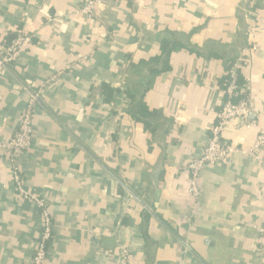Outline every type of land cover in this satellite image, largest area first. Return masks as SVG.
Here are the masks:
<instances>
[{
    "label": "crops",
    "instance_id": "crops-1",
    "mask_svg": "<svg viewBox=\"0 0 264 264\" xmlns=\"http://www.w3.org/2000/svg\"><path fill=\"white\" fill-rule=\"evenodd\" d=\"M85 2L0 0V48L33 38L0 79V264H31L43 227L6 149L33 95V145L17 162L52 216L47 264H122V249L135 264H264V157L242 153L264 126V0H116L94 17L78 13ZM164 39L186 48L161 71L148 62ZM233 61L253 125L229 124L223 142L240 152L202 173L192 214L186 166ZM102 82L118 90L109 105ZM138 103L156 114L136 120Z\"/></svg>",
    "mask_w": 264,
    "mask_h": 264
},
{
    "label": "built area",
    "instance_id": "built-area-1",
    "mask_svg": "<svg viewBox=\"0 0 264 264\" xmlns=\"http://www.w3.org/2000/svg\"><path fill=\"white\" fill-rule=\"evenodd\" d=\"M116 0H86L80 7L78 13L88 17H94L99 6ZM32 36L26 33H19L5 47L0 48V79L3 78L7 71V66L17 63L32 45ZM238 67L240 62L237 61L228 72V81L222 86L224 93V102L221 108L216 112V120L210 129V139L207 142L202 153L192 159L186 166L188 172L187 189L192 197L191 207L193 210L198 206L202 196L200 187V178L202 173L209 168H213L229 156L240 152L239 150L223 142V134L232 121L239 122V129L250 127L253 124L249 122L251 114L256 112L250 102L248 84L238 82ZM37 95L32 96L29 100L27 109L21 115L18 127L13 137L9 141L6 149L11 155V181L14 189L18 192L20 198L24 201L33 203L40 211L43 219V227L40 232L35 254L32 257L31 264H47L48 247L53 241V222L47 201L37 192L25 189L23 185L18 158L28 153L33 145L34 137V119L35 104ZM258 164L263 163L264 157V126L259 131L252 147L242 152ZM260 242L264 243V224L258 229ZM122 264H135L134 258L126 250L122 249Z\"/></svg>",
    "mask_w": 264,
    "mask_h": 264
},
{
    "label": "trees",
    "instance_id": "trees-1",
    "mask_svg": "<svg viewBox=\"0 0 264 264\" xmlns=\"http://www.w3.org/2000/svg\"><path fill=\"white\" fill-rule=\"evenodd\" d=\"M17 35H19V33ZM17 35H15L14 38H16ZM13 39H11L9 41V43ZM184 48H186V47L183 44H181L180 42H176L175 40H170V39H164L160 43L161 54H159L155 58L151 59L148 63L149 64H156V65L161 64V66H162L161 71L169 70L170 69L169 60L171 58L172 53L179 51L181 49H184ZM233 65H234V61L229 63L228 71H230L232 69ZM13 66H15V64ZM153 73H155V74L158 73V70H154ZM238 76H239L238 82H240V84H243V81L240 79L239 71H238ZM228 78L229 77L227 75L226 78L223 79L222 86L228 81ZM100 88L102 90V95L104 96V103L109 105L110 103H112L114 101V99H115L114 97L118 93V90L112 88L108 82H102L100 84ZM127 96L133 102L134 98L130 94H127ZM133 111H134L133 115L136 118V120H140L141 118L146 120V118H149V117L154 116L156 114V113L150 112V110H148V108L142 103H140V104L138 103L137 105H134ZM144 123H146V122H144ZM145 126H146V129H151L150 124L146 123ZM210 136H211V134H210V132H208V138L209 139H210ZM33 139H34V137H33Z\"/></svg>",
    "mask_w": 264,
    "mask_h": 264
},
{
    "label": "water",
    "instance_id": "water-1",
    "mask_svg": "<svg viewBox=\"0 0 264 264\" xmlns=\"http://www.w3.org/2000/svg\"><path fill=\"white\" fill-rule=\"evenodd\" d=\"M10 66H7V70H9ZM34 96V95H33ZM37 101H40L39 97H37Z\"/></svg>",
    "mask_w": 264,
    "mask_h": 264
}]
</instances>
